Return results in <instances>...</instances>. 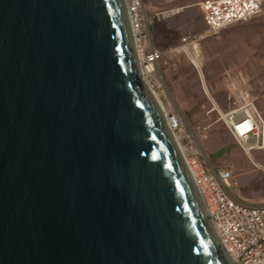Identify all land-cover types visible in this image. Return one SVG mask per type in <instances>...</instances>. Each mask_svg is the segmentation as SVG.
<instances>
[{
  "label": "water",
  "instance_id": "95a60500",
  "mask_svg": "<svg viewBox=\"0 0 264 264\" xmlns=\"http://www.w3.org/2000/svg\"><path fill=\"white\" fill-rule=\"evenodd\" d=\"M0 264H235L126 0H0Z\"/></svg>",
  "mask_w": 264,
  "mask_h": 264
},
{
  "label": "rangeland",
  "instance_id": "374dc122",
  "mask_svg": "<svg viewBox=\"0 0 264 264\" xmlns=\"http://www.w3.org/2000/svg\"><path fill=\"white\" fill-rule=\"evenodd\" d=\"M202 1L145 0L149 16L154 19L151 31L156 47L169 50L180 46L183 38L197 40V63L203 69L211 97L220 108L227 112L252 103L264 117V12L251 22L214 33L199 7ZM166 62L161 66L160 95L167 110L184 118L187 133L194 132L197 136L198 127L211 125L209 139L202 143L211 161L221 168L229 164L234 167V193L249 203L264 204V150L252 152L254 162L261 165L256 167L222 121H217L218 116L207 114L210 102L195 66L184 52ZM232 82L247 97L246 101H236L230 88Z\"/></svg>",
  "mask_w": 264,
  "mask_h": 264
},
{
  "label": "built area",
  "instance_id": "2783aa9c",
  "mask_svg": "<svg viewBox=\"0 0 264 264\" xmlns=\"http://www.w3.org/2000/svg\"><path fill=\"white\" fill-rule=\"evenodd\" d=\"M126 1L134 26L143 78L165 108V116L169 119L167 124L172 134L181 145L185 142L182 152L222 246L235 264H264V204L249 203L234 193V167L229 164L221 168L211 161L202 146L209 139L211 125L198 127L197 136L194 132L187 133L184 118L167 110L160 95L161 66L175 54L184 52L188 56L198 72L202 90L211 105L207 114L214 113L218 116L217 121H222L235 143L247 155L252 149L264 150V117L252 103L224 112L211 97L203 69L197 63L198 41L183 38L178 47L169 50L157 48L151 31L154 19L149 16L145 0ZM199 7L210 31L218 33L227 27L251 22L261 16L264 12V0H204L199 3ZM230 88L238 103L247 100L235 82L230 84ZM250 161L256 165L252 157Z\"/></svg>",
  "mask_w": 264,
  "mask_h": 264
},
{
  "label": "bare ground",
  "instance_id": "6f19581e",
  "mask_svg": "<svg viewBox=\"0 0 264 264\" xmlns=\"http://www.w3.org/2000/svg\"><path fill=\"white\" fill-rule=\"evenodd\" d=\"M182 11H183V10H182ZM177 12H179V11H177ZM202 38H204V37H202ZM204 75H205V74H204ZM154 97H155L156 102L158 103L159 108L161 109V111H162V113H163V115H164V117H165V119H166V122L168 123V120H169V119H167V117L165 116V115H166L165 108H163L161 102L156 98V96H154ZM173 136H174V135H173ZM174 138H175V140L177 141V143H178L179 147L181 148V150L183 151V146L181 145V143L179 142V140H178L175 136H174ZM253 150H255V149H252L250 152H248V155H250L252 158H253V155H252V151H253ZM255 163H256V162H255ZM256 167H260V168H261V165L258 164V163H256Z\"/></svg>",
  "mask_w": 264,
  "mask_h": 264
}]
</instances>
